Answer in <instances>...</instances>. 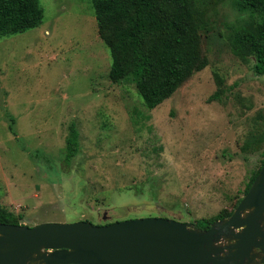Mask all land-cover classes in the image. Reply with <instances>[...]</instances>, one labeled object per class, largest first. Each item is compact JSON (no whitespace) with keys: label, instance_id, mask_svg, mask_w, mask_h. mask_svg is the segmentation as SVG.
Wrapping results in <instances>:
<instances>
[{"label":"rangeland","instance_id":"374dc122","mask_svg":"<svg viewBox=\"0 0 264 264\" xmlns=\"http://www.w3.org/2000/svg\"><path fill=\"white\" fill-rule=\"evenodd\" d=\"M92 1L39 0L38 28L0 38V205L29 227L231 211L260 159L241 147L253 133L264 149V76L230 51L234 0H197L208 63L151 110L109 80ZM216 79L222 102L208 100Z\"/></svg>","mask_w":264,"mask_h":264},{"label":"trees","instance_id":"16d2710c","mask_svg":"<svg viewBox=\"0 0 264 264\" xmlns=\"http://www.w3.org/2000/svg\"><path fill=\"white\" fill-rule=\"evenodd\" d=\"M242 19L229 38L231 53L251 63L255 76H264V0H234ZM100 40L109 51L108 77L113 84L131 85L143 105L151 110L170 98L195 72L207 63L202 45L203 21L197 0H93L91 3ZM44 19L39 0H0V38L38 28ZM217 90L209 101L222 102L224 89L215 80ZM12 120V119H11ZM11 130V127H10ZM78 131L69 127L63 163L68 166L79 149ZM251 133L241 147L242 153L260 159L250 174L242 197L264 162V149ZM231 211L199 219L194 227L207 230ZM16 215L0 205V223L23 225Z\"/></svg>","mask_w":264,"mask_h":264},{"label":"water","instance_id":"95a60500","mask_svg":"<svg viewBox=\"0 0 264 264\" xmlns=\"http://www.w3.org/2000/svg\"><path fill=\"white\" fill-rule=\"evenodd\" d=\"M0 264H264V162L231 215L207 230L156 217L0 223Z\"/></svg>","mask_w":264,"mask_h":264}]
</instances>
